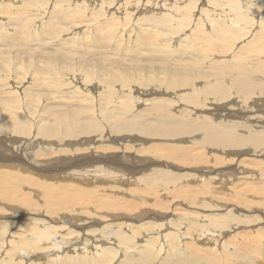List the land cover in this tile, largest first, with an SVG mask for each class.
I'll return each mask as SVG.
<instances>
[{
	"label": "rangeland",
	"instance_id": "rangeland-1",
	"mask_svg": "<svg viewBox=\"0 0 264 264\" xmlns=\"http://www.w3.org/2000/svg\"><path fill=\"white\" fill-rule=\"evenodd\" d=\"M102 1L110 2V0ZM242 1L249 2L251 4V8H254H252V10L257 9V13L255 15L256 19L262 18L263 23L264 18L260 15L264 13V0ZM253 1H255V3H251ZM75 2L76 4L72 5L67 0H0V26L2 25L0 27V42L2 40L3 44L2 45L0 43V52H2L0 54V69L1 63L4 64V67H7H5L6 71L4 69L0 72V78L5 79L11 84V86L13 85L19 88H23V86H25L26 92H28V88L39 90L40 93H44V101L47 99L45 96L46 93L47 95L61 94V96L64 97L66 104H69L70 106H76L77 103H80V105H96L97 103L98 105H101L106 103L105 106L117 108V110L113 111V115L116 116L119 115L114 114V112H120V106L128 102V99H126V95L128 93L139 92L143 94L135 95V98L139 99L137 105H140L142 100L154 103L152 98L154 96L158 97L157 99L159 104L166 107L168 111L174 113L176 116L174 123L184 132L185 140L181 144L185 149H187V151L193 147L210 142L215 138L216 133L218 132V138L227 148V153L225 155L216 151L213 152L214 155L221 158L220 160L223 164L220 167H216L215 164L211 163L210 168L209 160L192 156L190 157L198 160L200 164L206 165L207 171L215 168L213 172L205 173L201 179L203 180V178H207L206 180L211 182L213 188L220 190L221 193L218 190L216 191L220 193V195L222 194L224 200L228 197L226 200L232 203L236 202L234 200L235 197L228 194L229 188L227 189V186L231 187L230 192L233 196H235L238 192V188H242V186L244 187L245 185L238 184L237 182H239V179L241 182L247 183L253 181L250 179L253 176V178H256L255 176H257L259 168L261 169V166L263 165V163L261 164L259 161H261V159L264 160V154L260 152L262 150L261 147L254 151V149L249 146L250 151L248 153H241L240 155L233 156V114L236 115L234 109L237 108L236 105L238 104V101L235 100L237 96L233 94V92L237 91H233V85L218 91L215 90L213 85L217 81V77L210 73H205L195 64L188 63V54L186 52H184L182 56L167 58L164 56V53L160 51H153V47H155L156 44L158 46H162L165 52L170 49L167 45L170 46V44L173 43H182L186 49L191 47L211 49L215 52L217 58L224 65L230 68H250L255 71H259L260 68H258L257 65L259 60L258 58L261 55L260 51L252 49L244 55L236 54V51H233V27L228 19L232 4L231 0H131L129 4L133 3V6H130L128 2H124L120 6V2L116 3L117 1H113V4L109 6L104 5V3L96 4L95 1L87 2L85 0H76ZM4 4H7L6 7L11 6L12 10L5 12ZM96 10H102L104 12L102 15H99V12H96ZM2 11L4 12L2 13ZM209 13H212L213 16L216 17L222 14L224 22L226 23L230 33H225L223 38H221L214 30L211 20L208 19ZM149 17H153L154 20L151 21V19H148ZM145 19L148 24L142 23ZM9 21L11 24H9ZM12 22L14 23L12 24ZM12 26L14 28H12ZM157 28L158 30H156ZM6 31L11 33L7 32L9 35L5 34ZM17 32L23 34V36L27 38L28 42L27 40L21 39L18 35L17 39L12 37L13 35L15 36V33L17 34ZM1 33L4 34L2 35ZM99 35H102V37ZM19 39L24 45H16L17 43L15 42ZM25 41L26 44L28 43L27 45L25 44ZM31 41L34 43L32 44ZM101 41L104 45L101 44ZM245 43L259 50L258 46L264 43V29H258L254 32L253 36H247V41L241 43L239 48L245 45ZM40 47H43L46 50L44 57L38 53L45 51L44 49L43 51ZM141 52L144 53L143 56L134 54ZM176 54H179V52L176 51ZM131 58H135L137 60L133 61ZM139 59L141 60L139 61ZM10 68H12V70H10ZM121 72L125 76L118 78L120 75L119 73ZM83 73L90 74V78L87 79L82 76ZM189 74H192V79L185 83ZM15 76L18 80L15 79ZM0 86L3 87L4 92H8V94L4 93L3 95L0 90V100L8 101L5 108L6 110L11 104L15 103V94H13L14 96L10 94V90L4 88L2 83H0ZM161 93L168 95V97L165 98L170 97L167 99V102H164L165 104L161 102ZM175 93H181L183 95L184 104H176L175 102H172L174 101V98H171V96ZM83 94H85V96ZM115 95L120 99H117ZM259 95L260 94H258L257 97L254 96V99H249L248 102L246 101L251 108L249 106L250 112L245 114V116H249L248 118L250 120L252 118L257 120L258 118L264 117V111L261 108V106L264 105V95L260 98ZM163 96L164 95L161 97L163 98ZM72 98H78L80 100H75L72 103L66 101V99ZM41 102L42 101L39 100L37 102L38 105L41 104ZM251 102H254V104L251 105ZM151 104L143 103L142 107L148 108L152 106ZM18 105L21 110L25 106L21 103H18ZM254 105H256V108L252 109ZM41 107L39 105L33 109L38 111ZM142 107H138V109H142ZM242 107L245 106L242 104ZM21 110H19V114L24 112L27 113V116L31 115L30 110L27 112L25 107L22 110L23 112ZM3 112L4 111L2 110L0 111L1 121L6 119ZM78 112L87 113L83 110H78ZM70 113V108H54L50 109L47 114H42L43 121H45L46 116H49V124L52 126L50 131H54L52 139L47 140L51 148L46 150L43 149V151L47 153L50 151L51 156L54 154V156L50 159H57L59 161L50 162L49 167L46 166V164H37V162L39 163V160L46 159L47 155H38L39 152H35L32 149L33 134H35L34 128H30V126L23 127L11 121L7 123L17 127L18 132H11L5 127L0 128V170H4L2 167H8L10 168L9 172H12L1 174L0 176L16 179H29V182L27 183L20 180H5V178L0 180L1 185H6V183L10 184L9 190L12 191V200L14 204L26 207L29 205V209L24 214L19 213L20 215L17 217L11 210L5 211L0 208V211H3L8 216H12L13 214V218L8 220V229H14L16 220H19L22 225V228L21 226H18L12 232H7L4 236H2V232H0V242L21 239L22 244L25 245L26 240L24 237H29L30 233H33L32 235L35 237L39 236L42 238L43 235L48 232V228L45 227L38 229L37 221L40 219V216H33V214L29 213V210L36 211L42 209L43 213H45L47 211L45 207L48 205V203H45L47 201V196H52L48 199L49 204H51L54 203V197L63 195L76 197L79 193L83 194L86 192L83 196L89 197V195H92V197L89 198L90 200H84L79 202L77 205L87 206V208L90 209L96 208L97 210H102L104 214L117 211L133 214L143 209H146L150 214H153V209H157L158 211L163 210L161 206L146 205L138 197L136 190H134L132 195L133 197L129 195L130 192L128 187H134L133 181L136 179L134 177L144 173V171H142L141 173L139 172L135 175L134 167L143 168V170L145 169L148 171L150 170V167L145 168L144 166L151 161L157 163L159 162L158 164L161 163L163 165H166L167 163L168 159L157 160L151 156L150 152L147 150L142 152L139 143H135L133 141L134 139H131L132 135L139 139H148L149 136H145L142 132L132 131L127 134L125 138H121L119 134L116 136L114 135V137H116L115 139H117V143L115 144L105 142L109 139L98 141L105 142L102 144L103 146L106 144L109 145L106 147H102L100 144H88L87 142H85V144H87L86 146L82 145L77 147V142L84 141L79 139L77 120H72L64 116ZM55 114H58L59 117L53 118L52 116ZM89 114L96 117L94 112H89ZM207 114H215L217 120L213 122L210 127H203L201 120ZM11 116L13 117L15 115ZM108 122H110V120ZM124 122L125 121L121 124L117 122L114 123V125L126 126L128 128V125H123ZM24 128H26L27 131L24 130ZM89 128L95 130L99 129L97 126H93V123L89 124ZM234 128L236 131L241 133L244 139L248 138L252 134H257L256 139H259L258 132L262 130V126H254L253 130H250L249 121H242L239 125H235ZM82 130L88 129L82 128ZM111 135L112 134H109L110 137ZM172 137L175 138L174 135H172ZM16 139H19V141H16ZM61 145H64L65 148L68 149L66 152L69 154L72 153V155L58 153L60 150L57 148ZM95 145L97 148H100L95 149V152L90 156V158L96 161L101 160V166H104L109 170H104L102 167L97 168L94 171L84 173L79 172V168L77 167L78 172L77 170H73L72 172L75 176H77V181L83 184H90V186H83L82 184H79L75 190H72L67 189L62 184L56 186L43 180L46 178L50 170L63 167L64 162H62V160L75 156L77 158V162H79V160H83L80 157L87 154V152H91L89 150H78L79 148H91L95 147ZM129 147L133 148L126 150ZM136 148H140V151L138 150L136 152ZM247 148L248 147L246 146L238 150H246ZM165 149L170 150L167 147V144L158 146L156 151L161 152ZM53 150L55 153L52 152ZM73 152L77 153V155H74ZM128 154L130 158L127 162H125L129 166L123 168H129L133 174L126 176L121 171L123 168L120 164V160L126 158L125 155ZM14 155L17 156L18 160L13 158ZM131 157H133L134 160H132ZM245 158L247 161H245ZM77 165H80L82 169H90L85 161L83 163L79 162ZM29 166H32V168H41L46 166L48 168L39 169L41 170V174L38 177H35L30 174H24V169ZM170 168L172 169V167ZM190 169L192 168L174 171V173L181 174L187 172L189 175H192L191 178L189 176L188 178H181L177 181L178 186L182 189L181 191L186 189L185 183L187 180L193 179V176H195L196 179V176L198 175V172ZM242 170L246 172H241ZM247 170L255 172L256 174L253 173L254 175H251L247 173ZM228 173H232V175H229ZM24 175H27L28 177ZM87 176L99 177L102 180H95L92 182L86 178ZM113 179H115V181H107ZM201 179H199V181H201ZM235 183H237L236 187L234 185ZM103 185L109 186V191H115L117 192V195H111V198H106V201L95 198L97 196L94 194L92 189L97 192L96 188L98 187L101 189ZM22 187L25 189L20 190ZM176 187L170 186L167 190H165L168 192L167 197H171L170 195H172V192H174ZM200 188H198L197 191ZM232 189L234 191H232ZM44 190H46L49 194H45ZM187 190H189V187ZM98 192H101L104 195L108 194L106 189ZM207 192L208 191H205L200 194L201 196L198 195L197 197L200 196L201 199L193 202L189 208L182 207L177 210L187 212V214L183 216V219L177 220L172 225L164 224L161 221V218L157 215H153L151 217L153 222H140L132 228L122 223H118L107 216L106 217L115 223L113 226H118L122 229V232H125L129 239L126 238L125 241L122 242H125L126 244L134 243V246H138L136 241L140 239V235L143 236L142 231L145 233H161V237L156 240V243H150L149 247L153 253L155 251L162 250L154 255H163L164 252L170 248L168 246V242H165L162 236L165 232L180 233L190 230L192 228L191 219L195 215L196 208L199 205L203 203H208L212 206L217 205L213 201L215 198ZM121 194H125V197L120 196ZM145 194L146 193H141V197H144ZM217 196H219V194ZM231 198H234V201H232ZM114 200L120 204L114 205ZM170 200H168L169 205L166 209V212L169 211L167 212L168 215L171 214L170 212L173 208L171 205L173 202ZM173 201L175 204H179L181 200L175 198ZM91 202L94 205H90ZM96 203L98 206L95 205ZM62 205L65 206V204ZM53 206L56 207V205ZM226 206L230 209L233 207L230 203H227ZM55 207H51V210H55ZM258 207V205H255L250 209L241 207L239 211L243 214H253L257 212L256 209ZM57 208H59L62 212H70L72 210L68 207L63 208V210L58 206ZM204 210L206 212H203L207 214L217 213V211L209 208L208 206L205 207ZM84 211V208L79 209L77 210V214L81 215ZM196 213L197 215L195 216L200 217V211H196ZM235 213L237 214V211H235ZM221 214H223V212H221ZM196 217L194 218L195 220ZM26 218L31 219L29 221H25ZM98 219L101 221L98 222L96 227L98 229L100 228L103 232L102 237L99 239L106 243L108 241L106 238H109V228L106 227V223L104 222L105 217H98ZM89 222L86 221L84 224L89 225ZM178 223H181L180 227H177ZM45 224H47L46 221L42 222L41 226H44ZM92 224L93 223L90 225ZM163 226L166 227V230H163ZM118 227L115 230L120 231ZM257 230L259 231L260 228L257 227ZM35 232L37 234H34ZM61 232L65 233V231ZM112 238H114V236H112ZM99 239H93V241ZM142 241L144 242V240ZM107 244L109 246L114 243H112V241H108ZM251 244H253V242H251ZM120 245L121 244L118 246ZM89 246L93 247L92 244ZM101 248L104 249L105 247L101 246ZM21 249L29 250L25 246L21 247ZM111 250L112 252L115 251L114 249ZM52 251L54 250H50L48 247L46 249L37 248L29 250L30 254H28V256L34 257V264H43L45 258L42 255L50 254ZM92 252L93 250L89 253V257H91ZM59 253H61V251ZM259 253L260 252L258 251L257 254ZM261 253V264H264V251H261ZM118 255L119 254L114 252L112 257H118ZM156 261L157 259L154 260V262ZM256 263L260 264L259 262ZM110 264H113V262Z\"/></svg>",
	"mask_w": 264,
	"mask_h": 264
},
{
	"label": "bare ground",
	"instance_id": "bare-ground-1",
	"mask_svg": "<svg viewBox=\"0 0 264 264\" xmlns=\"http://www.w3.org/2000/svg\"><path fill=\"white\" fill-rule=\"evenodd\" d=\"M67 1H69L72 5L76 4L75 2L76 0H67ZM85 1L87 2L95 1L96 4L104 3V5L106 6L113 4V1H117L116 3L120 2L119 5L121 6V4H123L124 2H128L129 4L131 0H110V2L102 1V0H85ZM132 1H136V0H132ZM231 2L232 4L228 19L231 22V26L233 27V51L235 50L236 54L239 55H244L249 51H251L252 49L260 51L261 55L258 58L259 60L257 65V67L260 68L259 71H255L250 68H242V69L238 67L230 68L224 65L217 58L215 52L212 51L211 49L200 48V47H191L189 49H186V47L182 43H173L170 44V46L167 45V47H169L170 49L169 50L166 49L167 51L165 52L162 46H158L156 44L155 47H153V51L154 52L160 51L164 53V56L167 58L174 56H182L184 52H186L188 54V59H187L188 63L195 64L199 66L205 73H210L217 77V81L213 85L215 90L218 91L220 89H224L226 87H230L233 85V91L235 90L237 91V92H233V94L237 96L235 100L238 101V104L236 105L237 108L234 109L236 115L233 114V156L240 155L241 153H245V154L248 153L250 151L249 146L252 147L254 151L257 148L261 147L262 150L260 152L264 154V117L258 118L257 120L252 118L250 120L248 118L249 116H245V114L250 112L249 111L250 105H248L247 103L249 99H254V96L257 97L258 94H260L259 98L264 95V43L258 46L259 50L255 47L249 46L246 43L241 48H239V45L241 43L247 41V36H253L254 32L258 29H264V22L262 23V18L256 19L255 15L257 13V9L252 10L253 7L251 8V4L249 2L242 0H231ZM251 3H255V1ZM6 5L4 6L5 12L12 10L11 6H7L8 7L7 8ZM129 5L133 6L134 4L130 3ZM3 12L4 11H2V13ZM96 12H99V15H102L104 11L96 10ZM208 15H209L208 19L211 20L214 30L221 38H223L225 33H230V31H228V27L226 23L224 22V17L222 16V14H220L217 17L213 16L212 13H209ZM260 16H263L264 18V13H262V15ZM148 19H151V21L154 20L153 17H149ZM13 23L14 22H12V24ZM142 23L148 24L146 19L143 20ZM9 24H11L10 21ZM12 28L14 27L12 26ZM156 30H158V28ZM7 32L11 33L9 31H6L5 34H8ZM17 35L21 39L27 40V38H25L23 34L19 32H17V34L15 33V36L14 35L11 36L17 39ZM99 36L102 37V35ZM0 43L2 44V40ZM15 43H17L16 45L18 46L24 45L21 43L20 39L17 40ZM33 43L34 42H32V44ZM29 44L32 45L31 43ZM101 44L104 45L102 41ZM40 48L42 50L43 49L45 50V48L43 47ZM176 51H178L179 54H176ZM1 53L2 52H0V54ZM38 53L42 57H44L46 50L44 52H38ZM134 54L141 56L144 55L143 52L134 53ZM131 59H133V61L137 60L135 58H131ZM140 60L141 59H139V61ZM142 62L145 63L144 61ZM3 65L4 64L1 63L0 72H2L4 69L6 71L7 67L5 66L6 67L5 68ZM10 70H12V68H10ZM119 74L120 75L118 78L125 76L124 74H122V72ZM82 76H84L87 79L90 78V74L88 73H83ZM15 79L18 80L16 76ZM191 79H192V74H189L185 83L189 82ZM0 83L4 85V88L10 90V94L12 95L15 94V96L14 95L13 96L15 97L16 100L15 103L11 104L10 107L6 110L5 108L8 104V101L0 100V111L1 110L4 111L3 115L6 118L3 121H1L0 119V128L5 127L9 129L11 132L14 133L18 132L17 127H15L10 123H7L10 121L23 127L30 126V128H34L35 134H33L32 149L35 152H39L38 155H43V156L47 155L46 156L47 158L39 160V163L35 161L37 162V164L40 165L46 164V166L49 167L50 162L52 161L59 162L57 159L55 160L50 159L51 157L54 156V154L52 156L50 155L51 153L50 151L48 153L43 151V149L46 150L51 148L47 140L52 139V137L54 136V131L52 132L50 131L52 129V126L49 124V116H46L45 121H43L42 114H47V112L50 109H54V108L71 109V113L66 114L64 116L72 120H77V131L79 132V137H80L79 139H82L84 141V142H77V147L82 145L86 146L87 144H85V142H87L88 144L92 143L93 145L94 144L102 145L105 142H108L109 144H113V143L115 144L117 143V139H115L116 137H114V135L116 136L119 134L121 138L123 137L125 138L126 135L131 133L132 131H137V132H142L145 136H149L148 139H139L137 137H134L133 135L131 136V139H134L133 141L135 143L137 142L139 143L142 152L147 150L148 152H150L151 156H153L157 160L168 159L166 165H163L161 163L158 164L159 162L157 163L153 161L147 163L146 165L144 163L145 168L150 167V170L148 171L145 169L143 170V168L134 167L135 175L139 172L141 173L142 171H144V173H142L141 175H136L134 177L136 179H134L133 181L134 182L133 188L128 187L130 192L129 195L131 197H133L132 195L134 193V190H136L138 197L146 205L161 206L163 209L162 211H158L157 209L152 208L154 211L153 214H150L146 209L139 210L133 214L119 212V211L109 212L104 214L102 210H97L96 208L90 209L87 208V206L77 205L79 202H82L84 200L86 201L90 200L89 198L92 197V195H89V197L83 196V194L86 192H84L83 194L79 193V195L76 197H69L68 195L57 196V197L53 196L54 203L51 204H49L48 199L52 196H47L46 197L47 201L45 203H48V205L45 207L47 209L45 213H43L42 209L36 211L29 210V213L33 214V216L34 215L40 216V219L37 221L38 222L37 228L42 229L46 227L48 228V232L45 233L42 238H40L39 236L35 237L32 235L33 233H30L29 237H24L26 240L25 245L22 244L21 239L10 240L7 242H0V264H34L35 263L34 257L28 256V254H30L29 250H34L37 248L46 249L47 247L50 250H54V251H52L50 254L42 255L45 258L43 264H110L111 262H113V264H258L256 262H259L261 264L262 257L260 255L262 254L261 251H264V235H263L264 233V185H263L264 160L263 159L260 158L261 161H259V163L261 164L263 163V165L261 166L262 167L261 169L259 168L257 176H255L256 178H253L254 177L253 176L250 179L253 181L248 183L241 182V180L238 178L239 182L237 183L245 184V185L244 187L242 186V188H238V192L237 194H235V196H233V194H231L230 192L231 187H228L226 185L227 189L229 188L228 194L231 195L232 197H235V199L231 198L232 201L234 200L236 201L232 203L226 200L228 197H226V199L224 200L222 194L220 195L221 193L220 190H218L217 188L216 189L213 188L211 182H208L206 180L207 178H203V180L201 179L205 175V173L213 172L215 168L209 169V171H207L206 165H202L199 163L198 160L192 158V157H197V158L209 160L210 168H211V163L215 164L216 167H220L223 164L222 161L220 160L221 158L214 155L213 152L216 151L220 154L225 155L227 153V148L218 138V132L216 133L215 138L212 139L210 142L193 147L187 151V149H185L184 146L181 144L185 140L184 132L180 127H178L174 123V119L176 118V116L174 115V113L168 111L166 107H163L162 105L159 104L157 99L158 97L154 96L152 98L154 100V103L146 102L145 100H142L140 105H137L139 99L135 98V95L141 93L139 92L128 93L126 95V99H128V102L120 106V112H114V114L119 115L116 116L113 115V111L117 110V108L105 106L106 103L101 105H98V103L96 105H91V104L80 105V103H77L76 106H70L69 104H66V102L64 101V97L61 96V94L47 95L45 93L47 99L44 97L46 99L44 101L43 100L44 93H40L39 90L28 88L27 90L28 92H26L25 86H23V88L15 87L13 85L11 86L10 83H8L5 79H1V78H0ZM0 90L2 92L1 94L3 95L4 93L8 94V92H4V89L1 86H0ZM83 95L85 96V94ZM162 95H164L163 98L161 97ZM115 97L117 99H120L116 95ZM165 97H168V95H166L165 93H161L160 98L162 103L167 102L168 101L167 99L170 98V97L169 98H165ZM171 98H174L173 99L174 101L172 102H175L176 104H184V99H183L184 97L181 93H175L174 95L171 96ZM72 99H66V101L72 103L75 100L77 101L80 100L78 98L75 99L72 98ZM39 100L42 101L41 104H39L40 107L41 106L43 107H41V109L39 108V110L36 111L33 108L39 106L37 103ZM254 102H251V105L254 104ZM18 103L24 104L26 111L28 112L30 110L31 115L27 116V113H24L22 111L24 107L21 110L19 108ZM143 103H149V104L152 103L151 104L152 106L145 108L142 107ZM242 104L245 107H242ZM138 107H142V109L140 108L138 109ZM254 108H256V105H254L252 109ZM261 108L264 111V105H262ZM19 110H21L23 113L19 114ZM78 110H83L86 111L87 113H82V112L80 113L78 112ZM89 112H94L96 114V117L91 116ZM103 112H108V113H103ZM109 112L112 114H110ZM11 115H15V116L12 117ZM52 117L58 118L59 115L55 114ZM109 120L110 122H108ZM216 120L217 118L215 114L214 115L207 114L201 120V124L203 127H210L211 124H213V122H215ZM123 121H125L123 125H128L130 131L126 126L114 125V123L117 122L121 124ZM242 121L250 122V130H253L254 126H262V130L258 132L259 139H256L257 134H252L248 138L244 139L241 133L236 131L234 126L239 125ZM90 123H93V126H97L99 129L95 130L89 128ZM82 128H86L88 130H82ZM24 130L27 131L26 128H24ZM109 134H112L111 137L109 136ZM172 135H174L176 139L172 137ZM100 140H107V141L98 142ZM16 141H19V139H16ZM163 144H167V147L170 150L165 149L164 151L161 152L156 151V148H158V146ZM106 146L109 145L107 144L105 146L102 145V147H106ZM246 146L248 147L246 150H238ZM98 148L95 145V147H91V148L81 147L78 149V150L81 149V150L91 151V152H87V154L80 157L83 160H79L80 163H83L85 161L87 165L90 167L89 170L87 168L82 169L80 165H77L79 162H77V158L73 156L69 159L62 160V162H64L63 167H58V168H54V170H50L46 178L43 180L48 181L56 186L62 184L67 189H72V190H75V188L79 186V184H82L83 186H90V184H83L77 181V176H75L72 172L73 170H77V167L79 168V172H84V173H88L89 171H94L97 168H102V167L104 168V170H109L104 166H101L102 165L101 160L96 161L90 158V156L95 152V149ZM131 148L133 147H129L126 150H129ZM140 148L138 149L136 148V152ZM57 149L60 150L58 151V153L72 155V153L69 154L68 152H66L68 151V149L65 148L64 145H61ZM52 152L55 153L54 150ZM73 154L77 155V153L75 152H73ZM125 157L126 158L120 160V164L122 168L129 166L126 164L128 159L130 158L129 154L125 155ZM13 158L16 160L17 156L14 155ZM131 159L134 160L133 157H131ZM245 161H247L246 158ZM46 166L41 168H37V167L32 168V166H29L24 169L25 171L24 174H30L31 176L38 177L41 174V170L39 169L48 168ZM170 167H172V169ZM2 168L4 170H0V175L5 173H12L9 172L10 168L8 167H2ZM186 168H192L190 170H194L198 172V175L196 176V179L195 176H193V179L187 180L185 183L186 189L184 191H181L182 189L180 186H178L177 181L181 178H188L189 176L191 178L192 175H189L187 172L181 174L174 173V171L185 170ZM121 171L126 176L133 174V172L129 168H123ZM247 171H248L247 173L251 175H254L253 173H255L249 170ZM241 172H246V171L242 170ZM230 174L232 175V173ZM24 176L28 177L27 175ZM3 178H5V180L8 179L20 180V181H24V183L29 182V179H16V178H7L0 176V180ZM86 178H88L92 182L95 180H102L101 178L95 176H87ZM199 179H201V181H199ZM107 181L112 182L115 181V179L107 180ZM237 183L234 184L235 187L237 186L236 185ZM170 186H174V187L178 186V187H176L174 192H172V195H170L171 197H167L168 192H166L165 190H167V188H169ZM188 187L189 190H187ZM9 188H10L9 183H6V185H1V181H0V200H2L0 201V208L5 211L11 210L12 213L15 214L17 217L18 215H20L19 213L24 214L29 209L28 208L29 205L28 207H26L23 205L14 204L12 200L13 194L12 191L9 190ZM108 188L110 187L103 185L101 189L98 187L96 188L97 192H95V190L92 189L94 194L97 196L95 198L106 201V198H111V195L114 196L117 195V192L109 191ZM198 188H200L199 189L200 191L199 190L197 191ZM24 189L25 188L22 187L20 190H24ZM103 189H106L108 194L104 195L101 192H98V191H103ZM233 189L232 191H234ZM216 190H218L220 193H218ZM205 191H208L209 194H211V196L215 198V200L213 201L217 205L212 206L208 203L205 204L203 203L199 205L196 208V211H200L199 213L200 217L195 216L198 213V212L196 213L195 211V215L191 219L192 228L190 230H186L180 233L165 232V234H163L162 236L165 242H168V246L170 248H168L163 255H154L155 253L161 252L162 250L155 251L153 253L151 248L149 247L150 243H154V244L156 243V240L161 237V233L158 232L145 233L144 231H142L143 236L139 234L140 239L136 241L138 246H134V243L126 244L125 242H122L125 241L126 238H128L125 232H122L121 231L122 229L119 228L118 226L117 227L120 229V231L115 230L117 228L113 226L115 223L107 219V217H109L118 223H122L132 228L140 222H146V221L153 222L151 217L153 215H157L161 218V221L164 224L172 225L177 220L183 219V216L187 214V212H181L177 210L181 209L182 207L189 208V206L193 202L199 201L201 199L200 194L204 193ZM44 193L49 194L48 192H46V190H44ZM141 193L142 194L146 193V194L144 197H141ZM218 194L219 196H217ZM198 195L200 196L197 197ZM120 196L125 197V194H121ZM175 198L181 200L179 204L174 203L173 199ZM168 200L173 202L171 204L173 208L171 209L170 212L171 214H169L170 216L167 214V212L169 211L166 212L167 206L169 205ZM113 202L114 205L120 204L116 200H114ZM227 203L232 204L233 207H231L230 209L228 206H226ZM62 204H65V206ZM53 205H56V207ZM90 205H94V204L91 202ZM95 205L98 206L97 203ZM255 205L259 206L256 209L257 211L256 213L243 214L239 211L241 207L250 209ZM57 206L62 208V210L65 207H68L72 210L70 212H62L61 210H59V208H57ZM207 206L217 211V213L216 212L213 214L204 213L203 211H205L204 209ZM51 207H55L56 209L51 210ZM82 208H84L85 211L81 215L77 214V210ZM234 210L237 211V214L235 213ZM221 212H223V214H221ZM13 214L12 216H8L3 211H0V226H1L0 232H2L1 234L2 236L6 235V233L9 231L12 232L18 226H21L22 228L20 221L16 220L14 229H8V224H9L8 220L13 218ZM102 216L105 217L104 222L106 223V227L109 228L108 229L109 238L106 239L114 243L109 246L107 244L108 241L104 243V241L99 239L100 237H102L103 232L100 228L98 229L96 227L98 225V222L101 221L98 219V217H102ZM195 217L196 220L194 219ZM30 219L31 218H26L25 221H29ZM44 221H46L47 224L41 226V223ZM86 221L87 222L90 221L89 225L84 224V222ZM91 223L93 224L90 225ZM180 226L181 223H178L177 227ZM257 227L260 228L259 231L257 230ZM163 230H166L165 226H163ZM61 231H65V233ZM34 234L37 233L35 232ZM112 236H114V238H112ZM93 239H99V240L93 241ZM142 240H144V242ZM251 242H253V244H251ZM90 244H92L93 247L89 246ZM119 244L121 245L118 246ZM23 246H25L29 250L21 249V247ZM101 246H104L105 248L102 249ZM111 249H114L115 250L114 252L119 254L118 257H112L114 252H112ZM91 250H93V252L91 254V257H89V253L91 252ZM60 251L61 253H59ZM258 251L260 252L259 254H257ZM156 259L157 261L154 262V260Z\"/></svg>",
	"mask_w": 264,
	"mask_h": 264
}]
</instances>
